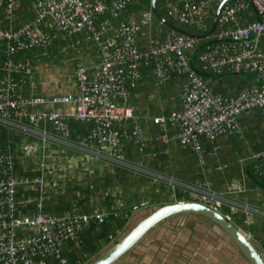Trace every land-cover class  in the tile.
I'll use <instances>...</instances> for the list:
<instances>
[{
    "label": "built area",
    "instance_id": "obj_1",
    "mask_svg": "<svg viewBox=\"0 0 264 264\" xmlns=\"http://www.w3.org/2000/svg\"><path fill=\"white\" fill-rule=\"evenodd\" d=\"M136 0H35V17L21 21L17 0H0V121L26 124L35 130L41 140L48 135L43 126L49 124L59 139L70 141L72 132L65 116L52 109L58 104L73 106L72 118L90 125L88 131L78 134L76 145L84 152L127 164L124 142H131L144 153L155 144L169 146L175 141L182 149H190L198 164L204 166L203 142L214 144L220 137L241 135V117L254 110L264 112V52L260 42L264 36V0H227L219 9L216 28L207 36V43L198 55L203 70L216 74L225 71L243 72L254 76L259 83L245 86L233 95L214 90L209 81L191 64L190 52L198 38L169 29L162 39L151 35L154 14L143 11L137 18L120 20L114 25L106 15L113 17ZM223 0H166L165 12L169 20L186 26H195L198 35L209 30L210 12ZM240 13L255 14L258 19L241 25ZM60 35H83L98 49L99 60L91 68L75 71L77 93L43 95L25 94L22 86L32 84L33 64L21 55L36 49H46ZM146 36V46L140 48V36ZM150 66L156 87L167 84L173 76L184 77L177 94L180 109L169 113L139 114L127 104L131 92L141 79V66ZM158 131L152 138L146 127ZM166 147V148H167ZM25 159H33L43 151V144L25 140L19 146ZM155 151L148 156L155 157ZM254 160L253 174L264 184V149L250 151ZM14 155L0 151V264H69L64 254L68 242L80 247V233L90 224L109 217V212H73L54 214L42 209V199L34 214L23 213L17 190L20 184L41 191L48 185L44 174L19 177L15 174ZM42 171L46 165L40 163ZM48 171V169H47ZM47 173V172H45ZM172 188L176 181L164 178ZM242 179L229 182L224 192L199 182L187 192L188 200L221 211L227 195L244 191ZM231 204V209H233ZM228 219L229 215H225ZM116 235H109L113 242ZM77 264L90 260L81 253Z\"/></svg>",
    "mask_w": 264,
    "mask_h": 264
},
{
    "label": "crops",
    "instance_id": "obj_2",
    "mask_svg": "<svg viewBox=\"0 0 264 264\" xmlns=\"http://www.w3.org/2000/svg\"><path fill=\"white\" fill-rule=\"evenodd\" d=\"M30 6L35 15V0H30ZM24 4V3H22ZM21 4H19L20 6ZM21 6L20 19L22 14L25 15L27 9ZM24 11V13H22ZM22 13V14H21ZM256 19L255 14L240 13L238 16V23L244 25ZM140 44L146 46V36L142 35L139 38ZM261 50L264 52V36L260 42ZM55 49L56 58L45 57L40 58L42 53L47 54L50 50ZM2 48L0 47V53ZM80 58L79 62L72 60ZM24 58L29 59L33 64V77L32 84L26 83L22 86V91L25 94L40 93L43 95H57L65 93H77V83L75 78V71L79 67L91 68L99 60V52L97 47L89 42L85 37H64L60 35L58 40H55L51 46L42 50H32L24 55ZM48 58V59H47ZM77 66V67H76ZM179 109L180 103L175 104ZM66 117L68 123L75 124L76 120L72 118L73 106L71 104L64 105L58 104L51 107ZM79 122L78 125H83L90 128V125ZM77 124V123H76ZM25 127L26 138L28 140L39 141L43 144V151L36 157L42 159L34 166H28L30 169L40 170L42 173L55 176L57 168L53 162L45 164L44 160H53L58 155L61 159L60 168L63 170L65 181L59 183L64 186L66 181L70 178L82 177L86 173H91L93 176H99L104 172H113L115 167L112 168L113 161L105 157H96L80 149L76 144L70 141L59 139L51 130L49 124V131L46 132L48 138L43 141L39 138V134L28 128L26 124H20ZM19 127L17 125H13ZM21 128V127H19ZM24 129V128H21ZM75 131H77L75 129ZM147 135H151L150 129H146ZM39 136V137H38ZM76 135V139H77ZM37 137V139H36ZM232 135H225L219 139L217 150L223 151V158L216 156L214 159L207 160L206 162V176L212 182H217L218 178L221 179L222 185L217 191L224 192L226 185L234 179H242L245 183V189L242 192L227 195L226 203L221 208L224 215H229V220L236 226L244 230L249 238L256 240L264 249V184L253 176L252 166L254 160H250L246 156L240 159V145L231 142ZM238 142V138L236 139ZM248 146V145H247ZM53 148V149H51ZM168 148V157L172 159H181L183 156L179 146L175 141L171 142ZM248 148V147H247ZM57 156H52L55 153ZM216 150V151H217ZM249 150V149H248ZM247 150V151H248ZM48 151V152H47ZM53 151V152H52ZM235 158V160H231ZM251 161L250 166L247 162ZM46 165L44 171L40 168V163ZM116 163V162H115ZM138 171H142L151 175L153 171L146 170L134 165L126 164ZM48 169V171H47ZM56 177V176H55ZM176 180V179H174ZM185 181L176 180L180 188H178V196H174V201L188 200L187 192L192 190L197 183L195 179L185 177ZM47 183L48 180H46ZM99 183V181H96ZM104 184L103 182H101ZM53 186H56L55 178ZM149 193L140 203H138L132 211L129 212V218L124 226V230L118 231L114 229V225L108 227L105 231V236L100 239V246L98 253L103 251L109 244L108 236L116 235V237L127 229L129 224L134 223L146 215L147 210L152 206L164 205L169 203L168 200L170 188H172L167 180L161 181L156 184L154 181L145 183ZM29 189V188H28ZM110 191V190H109ZM152 192V193H150ZM174 193V191H173ZM111 196L114 198V203L117 207L123 208L126 206V195L118 192L115 187L110 191ZM152 195V197H151ZM185 195V197H183ZM116 198V199H115ZM20 201V197L18 198ZM98 200V199H97ZM97 202V201H96ZM233 204V209H231ZM100 204H94V210H100ZM126 211V210H125ZM115 237V238H116ZM96 253V254H98ZM95 254V255H96ZM94 255V256H95ZM90 257V260L94 257ZM116 264H249L244 256L239 252L235 244L230 238L219 228L209 223H206L200 217L189 215L182 217L169 218L159 223L152 229L143 239L139 242L129 253H127Z\"/></svg>",
    "mask_w": 264,
    "mask_h": 264
},
{
    "label": "trees",
    "instance_id": "obj_3",
    "mask_svg": "<svg viewBox=\"0 0 264 264\" xmlns=\"http://www.w3.org/2000/svg\"><path fill=\"white\" fill-rule=\"evenodd\" d=\"M150 1L151 0H136L128 6L127 10L119 13L117 17H113L109 14H107L106 16L110 17L114 25L117 23V21L120 20L137 18L141 12L150 10ZM17 2L18 4H21L19 6L20 11H22L21 6L23 7V5L24 7H26L25 9H27L26 14L24 13V11L22 12L25 15L21 13L22 19L26 21L35 17L32 12L33 9L30 6V0H17ZM165 3L166 0H156L155 2L156 9L161 16L166 18L175 26L182 28L191 34L198 35L200 33L195 26L189 27L184 24L175 23L169 20L165 12ZM215 10L216 7H214L210 12L208 30L211 29L214 20ZM153 20L155 28L152 29L151 35L156 39H162L169 29L164 24L160 23L155 18V16L153 17ZM59 37L55 40H58ZM72 37L84 38L83 35H76ZM207 41L208 39L198 40V42L190 52V58L192 66L197 69L199 73L202 74L209 81L210 85L214 90L221 91L226 95H233L242 87L251 86L259 83V81L254 76L240 71H225L222 74H216L210 70L201 69L197 58L199 53L204 49V46ZM139 45L141 49H144L145 46H143V44ZM2 57L3 51L1 50L0 58ZM20 57H24V55H21ZM141 74V79L137 87L131 92V97L129 98L127 104L133 106L137 113L146 115H155L163 113L166 114L169 113L171 110L179 109L177 106H175V104L179 102L177 98V87H175L174 90L175 100L173 99V101H171L170 106L160 107L159 104L157 106L156 102L158 101L154 99L153 101L148 102L150 93L153 91V89L156 90L157 87L153 83L152 69L150 66L142 65ZM2 75L3 73L0 71V77ZM184 80L185 78L183 76H173L172 79L166 85L176 86L177 84L178 86H180V84H182ZM155 96L156 95H154V97ZM156 98H159L158 94ZM172 102H175V104L172 105ZM240 121L243 126V131L241 135L235 133L230 135H232L231 142L240 145V159H242L244 158V155L248 156L250 154V151L255 152L264 149V112L259 109L254 110L250 114L241 117ZM76 123L72 124L70 122L69 124L72 132V137L70 139L71 143H76V135L89 130L86 125L83 126L81 123V125H78L79 122ZM47 125L42 127V129H44L46 132L49 131ZM146 128L150 129V137L153 138L157 134L158 130L153 125H148ZM75 129L77 131H75ZM26 134L27 133L25 129H21L19 127L0 121V151H10L13 153L14 160L16 162V176L34 178L44 174L45 179L49 182L43 191L37 188L28 189L25 184H20L18 186L17 196L21 199V211L27 214H34L37 210V203L40 200L41 195L44 196V198L42 199V209L45 212L54 214H71L73 212L88 213L93 211L94 204H97V202H99L100 210H105L109 212V217L107 219L101 220L100 222L90 224L84 231L80 233V238L82 240V244L80 245V247L76 248L72 245V243L68 242L64 245L63 250L64 254L69 259V264H77V260L81 259L82 252L88 253L90 257L94 256L96 253H98L100 239L104 238L105 231L108 229V227L114 225V229L118 231L124 230V226L126 225V222L129 218V212L132 211V209H134L135 207L134 204H130L128 202V188L137 185L136 190L141 192H147V190L143 188L142 184L152 181L151 176L142 171H138L132 167H128L125 164L114 162L111 163L112 168L115 167V170L113 172L107 171L99 176H93L91 175V173H86L82 177L74 176L73 178L68 179L63 187L59 185L53 186L52 183L54 181L55 176L42 173L36 168L34 170L30 169L28 167L30 166V164H26L29 158L25 159L19 149L21 143L25 140H28L25 139ZM237 138L239 140L238 142L236 141ZM219 139L214 144H211L206 141L203 142V149L206 162L207 160L214 159L216 156H220V158H223L224 152L221 150H217ZM166 147L167 146L158 143L155 144L152 148H147L144 153H140L131 142L126 141L124 142V153L126 163L140 168H144L146 170H151L161 176L171 177L180 181H185V177H189L200 182H210L207 180L209 178L206 176V162L204 166H200L198 164L196 155L192 150L182 149L179 147L183 157L181 159H172L171 157H168V148ZM151 151H155V157L148 156ZM231 160H235V158H232ZM253 176L256 177L254 174ZM99 180H101L104 184L100 185L96 182ZM220 185H222V182L219 178L216 183L211 181V187L215 190H218L220 188ZM118 186H121L123 188L122 194L126 195V206L123 208H119L115 205L113 201L114 198L110 194V191ZM178 188H180V186L176 184L174 186V190H171L170 188L169 192L178 196ZM183 197H185V195H183ZM184 199H187V197ZM48 263L52 264L51 259L48 260Z\"/></svg>",
    "mask_w": 264,
    "mask_h": 264
},
{
    "label": "water",
    "instance_id": "obj_4",
    "mask_svg": "<svg viewBox=\"0 0 264 264\" xmlns=\"http://www.w3.org/2000/svg\"><path fill=\"white\" fill-rule=\"evenodd\" d=\"M225 1L227 0H223L216 8L211 29L204 35L191 34L169 22L158 13L155 5L156 0L150 1V9L155 18L168 29L195 36L198 39H205L214 32L219 9ZM168 200L170 202L167 204L150 207L143 218L129 224L124 232H121L113 242H110L103 251L96 254L86 264H116L159 223L172 217L189 215L198 216L206 223L222 230L235 244L249 264H264V249L262 246L253 238H249L244 230L232 223L221 211L190 200L175 202L172 194L169 195Z\"/></svg>",
    "mask_w": 264,
    "mask_h": 264
},
{
    "label": "rangeland",
    "instance_id": "obj_5",
    "mask_svg": "<svg viewBox=\"0 0 264 264\" xmlns=\"http://www.w3.org/2000/svg\"><path fill=\"white\" fill-rule=\"evenodd\" d=\"M86 39V38H85ZM90 42V41H89ZM57 54H55V49H53V50H50L49 51V53H47V54H44V53H42V55L40 56V58L41 59H43V58H45L46 56L47 57H50V58H53V57H57L56 56ZM48 59V58H47ZM79 60H80V58H79V56H78V58H76V59H74V60H72V61H74V62H71L72 64L73 63H77V62H79ZM175 87H177L178 88V92H179V90H180V88H181V84H180V86H178L177 84H176V86L174 85H163V86H161V87H157V89L155 90V89H153V91L150 93V96H149V98H148V102H150V101H153V99L154 100H156V101H158V102H156L157 103V106H158V104L160 105V107H168V106H170V104H171V101H173V99L175 100V97H174V90H175ZM158 92V93H157ZM157 94L159 95V98H156V96H157ZM154 95H156L155 97H154ZM175 104V102H172V105H174ZM51 149H53V148H51ZM180 149V148H179ZM55 151V153H52V156H57V154H56V149L54 150ZM181 151V150H180ZM48 152V151H47ZM53 152V151H52ZM247 155H244V157H246ZM249 156V155H248ZM250 160H252V158L249 156L248 157ZM39 160H37L36 158H33V159H29L28 161H27V163L26 164H30V166H34L35 164H37V162H40V161H42V159H40V158H38ZM63 159H61L60 157H59V155H58V157L57 158H53V160H44V163L47 165V164H49L50 162H53L54 164H55V167L57 168V170H56V172H55V182H56V186H58L59 185V183H61V182H64L65 181V179H63L64 178V175H63V170L60 168V164H61V161H62ZM248 161L247 162V166H250V163H251V161ZM49 162V163H48ZM159 175V174H158ZM155 172H153V173H151V180L152 181H154V183H156V184H158V183H160L161 181H165V179L164 178H162V177H160V176H158ZM164 177V176H163ZM168 178V177H167ZM100 182H99V184L100 185H102V181L101 180H99ZM60 186V185H59ZM142 186H143V188L145 189V190H148V187H147V185H145V183L144 184H142ZM118 188V192L120 191V192H122V190H123V188L121 187V186H118L117 187ZM136 188H137V185L136 186H132V187H130V188H128V196H129V203L130 204H134V206H136L138 203H140L144 198H146V196H148L149 195V193L148 192H141V191H138V190H136ZM152 197V196H151Z\"/></svg>",
    "mask_w": 264,
    "mask_h": 264
},
{
    "label": "bare ground",
    "instance_id": "obj_6",
    "mask_svg": "<svg viewBox=\"0 0 264 264\" xmlns=\"http://www.w3.org/2000/svg\"><path fill=\"white\" fill-rule=\"evenodd\" d=\"M145 10V9H144ZM142 11V10H141ZM31 20V19H30ZM77 67V66H76ZM158 175V174H157ZM158 176H160V177H162V178H167V177H163V176H161V175H158ZM176 181V180H175ZM177 182V181H176ZM176 184H178V183H176ZM116 239V238H115ZM110 243V242H109ZM90 261V260H89ZM89 261H87L86 263H88ZM86 263H84V264H86Z\"/></svg>",
    "mask_w": 264,
    "mask_h": 264
}]
</instances>
